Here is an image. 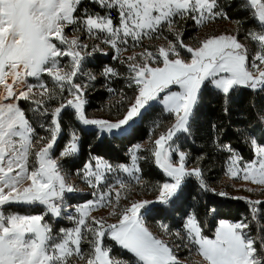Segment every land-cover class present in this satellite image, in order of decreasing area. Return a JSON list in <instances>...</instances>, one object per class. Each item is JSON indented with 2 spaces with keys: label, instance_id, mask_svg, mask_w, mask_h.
Here are the masks:
<instances>
[{
  "label": "snow or ice",
  "instance_id": "snow-or-ice-1",
  "mask_svg": "<svg viewBox=\"0 0 264 264\" xmlns=\"http://www.w3.org/2000/svg\"><path fill=\"white\" fill-rule=\"evenodd\" d=\"M240 7L256 22L243 42L238 30L208 36L193 47L182 39L183 26L228 19L219 0H0V264H186L181 249L198 256L199 264H264V201L232 197L249 205L251 218L220 221L213 238L205 235L195 211L175 232L161 223L157 235L144 222L151 205L174 206L189 179L215 193L199 163L204 157L189 167L190 153L182 147L192 136L201 94L211 88L227 102L240 89L264 92V0H241ZM145 40L164 43L150 49ZM102 46L126 73L106 65L100 75L108 84L123 77L136 93L115 121L86 115L87 92L97 79L87 65L96 53L108 55ZM107 91L116 94L111 86ZM154 103L163 106L170 126L158 136L154 128L147 148L131 147L130 163L113 165L101 157L84 162L75 176L94 199L70 203L82 189L63 162L78 155L80 136L70 126V140L56 155L63 114L71 110L80 124L115 138ZM244 140L250 160L221 145L218 134L213 143L229 154L230 179L259 185L264 193V144L251 133ZM142 152L150 153L168 179L156 187L155 200L129 201L133 184L143 183L140 161L148 157ZM122 196L128 201L123 207ZM38 207L39 214L20 211ZM100 208H109L115 222L93 215ZM61 220L71 226L57 230L54 224Z\"/></svg>",
  "mask_w": 264,
  "mask_h": 264
},
{
  "label": "trees",
  "instance_id": "trees-1",
  "mask_svg": "<svg viewBox=\"0 0 264 264\" xmlns=\"http://www.w3.org/2000/svg\"><path fill=\"white\" fill-rule=\"evenodd\" d=\"M219 3L227 12V20L234 23L241 31L255 27L256 22L250 19L247 11L240 7L241 0H219ZM237 21L239 23H236ZM106 65H111L108 58L95 56L87 66L102 68ZM110 86L116 90V93H122L123 99L126 100L124 104L136 94L134 88L127 87L123 77L115 79ZM89 99L92 101L87 103L86 110L101 109L106 106L109 94L106 91H96L90 95ZM90 104L92 108L89 107ZM261 115H264V92L253 93L247 89H240L231 94L226 102L222 95L213 90H205L201 94L193 117L192 136L182 140L183 150L190 153L188 166H194L197 157L203 156L204 159L199 163L203 167L208 186L222 178L229 154L219 150L213 143L217 134L221 145H230L244 160H250L252 152L249 143L244 140V134L251 133L258 142L264 144V124L260 123ZM67 120L77 129L80 136L79 153L76 161L71 165L72 169L76 170L92 157H101L112 164L127 163V152L131 147L146 141L157 124L160 126L161 122L172 121L161 108L153 106L144 113L138 123L131 126L127 134L115 138L106 135L99 138L96 130L82 127L72 116L71 110L63 114V131L65 128L70 131ZM213 125L216 126L215 131L212 128ZM63 139L64 136L58 140L57 146ZM143 177L156 179L160 183L164 182L163 174L155 166L147 169ZM38 210H40L39 207L35 212L29 210V214H38ZM192 211H195L199 217L204 226V233L208 237H212L219 220L236 222L245 217L251 218L249 205L244 200L230 199L211 191L205 192L193 178L186 181L180 198L176 200L174 206L164 209L163 206L155 205L153 211L146 215V222H163L179 229L183 219ZM124 255L131 259L126 253Z\"/></svg>",
  "mask_w": 264,
  "mask_h": 264
},
{
  "label": "rangeland",
  "instance_id": "rangeland-1",
  "mask_svg": "<svg viewBox=\"0 0 264 264\" xmlns=\"http://www.w3.org/2000/svg\"><path fill=\"white\" fill-rule=\"evenodd\" d=\"M238 30H239V39L243 42L247 31H245V30L241 31L240 28H238L234 23L230 22L227 19L218 18L215 22H208L203 27H197L193 22L189 21L182 28V39L186 44H189V45L195 47V46L199 45V43L202 39H204L208 36L219 35L221 33H227V34H233L234 35L237 33ZM143 43L146 47H149L150 49H154L155 47L164 43V41L163 40H155V41L150 42L148 40H145ZM102 47L105 48V51H108V55L105 56L101 53H96L95 56L96 57L104 56V57L108 58L110 60V63H111L110 66L117 68V70L120 71L121 73H126V68L111 58L114 53L112 51H110L107 46H102ZM140 50L141 49H139V48L136 49V51H140ZM130 54H131V52H125V53H123V56H127ZM87 67L97 77V79L92 82L93 86L90 87L88 92H87V100L90 97V95L94 94L96 91H106L109 94V99H108V102H107L105 107H103L101 109H96V110L95 109L86 110V115L89 118L107 119V120H111V121H115L119 118H122V116H123L124 112L126 111L129 103L134 101L135 96L131 100H129L126 104H124L126 100L125 99L121 100V97L119 96V95H121L120 93L119 94L116 93L115 95H113L107 91V86H110V84H108V82L105 81L104 77L100 75V73L102 72L104 67H102V68H93L90 66H87ZM95 82H97L96 85H95ZM208 90L212 91L211 88H209ZM89 101H92V100L89 99L88 102ZM118 101H119V103H118ZM21 103H23V102H21ZM87 106L88 105L86 104L85 107L87 108ZM153 106H157V107L161 108L163 111L162 105H160L158 103H154ZM89 107L92 108L93 107L92 104H90ZM157 117H159V116H157ZM139 120H140V118L136 119L135 123H138ZM162 121H164V120H162ZM66 123L68 125H70L71 128H75V127H73L71 122H69L68 120L66 121ZM135 123L131 124V126L134 125ZM171 123H172V121L170 123L161 122V125L159 127L155 126L156 135L158 136L160 134V132L165 131L170 126ZM80 125L82 127H84L85 129L96 130L99 138H101L104 135L110 136L108 134H103V135L99 134L98 129H96L95 126H84L82 124H80ZM131 126L127 128V131L123 135L127 134L130 131ZM75 130L77 131L76 128H75ZM66 131L68 133H66ZM62 136H64L63 141L61 142V144L59 146L56 145V155H59V152L69 142L70 131L67 130V128H65ZM148 141H149V138L140 144L144 145L145 148H147L148 147ZM128 152H129V150H128ZM128 152H127V157H128L127 163H130V158L128 156ZM141 155L148 157V159L140 161L141 179H142L143 183H142V185L133 184L131 191L127 193L129 201L142 200V199L155 200L156 195H157V192L155 191V189L159 184H161L156 179L151 180L147 177H145V178L143 177V174L147 169H149L152 166L156 167V165L154 163V159L151 158L150 153L142 152ZM92 158H90V159H92ZM75 161H76V157L71 158V159H66L63 162L65 171H67L69 174L72 175V181L75 182L77 184V186L82 189V191L75 194V197L70 201V203L83 204L89 200L94 199V197L91 194V189H89L88 186L81 179H79L77 176H75L76 169H72V167H71L72 163H74ZM93 163H94V161H93ZM113 165H116V164H113ZM189 167H192V166H189ZM227 167H228V163L226 164L225 172H224V175L222 176L221 179H219L216 182H212L209 184L210 188L215 189V193H219V192L223 191V192L227 193V195H225L223 197H227L230 199H232V197H247L248 199H251V200L264 201V193H262L260 191L259 185H253V184H251L249 182H245L239 178L230 179L229 176L227 175ZM160 172L162 173V171H160ZM121 175H122V178L127 179L126 176H123V174H121ZM163 176H164V174H163ZM167 179L168 178L164 176V182ZM113 183H114V181H113ZM248 187H252V188H255L257 190L255 192H248L246 190V188H248ZM114 195H115V193H113V196ZM126 203H128V201H125L123 199V196H122L121 201H120L121 207H123ZM154 206H155V204L151 205L150 207L153 209ZM20 211H21V214H29V210H23L22 209ZM38 211L40 213V211H42V209H40ZM109 211H110L109 208H100L99 210L93 212V215H96L98 217L104 216L106 219H108L109 222H115V220H116L115 217H109L108 216ZM146 215L147 214L144 215L145 225L154 234L160 235L161 234V228L159 225L163 222H154L153 221V222L147 223L146 222ZM183 221H184V219H183ZM220 221L221 220L217 221L215 228L218 226ZM224 222H228V221H224ZM228 223H231V222H228ZM163 224L167 225L169 228V231H171V232H175L176 230H178V228H174L173 226H170V225L165 224V223H163ZM70 226H71L70 223L66 220H61L58 223L54 224V227L57 230L60 227H70ZM215 228L213 230L212 237H209V238H213ZM112 243L113 242L108 241V244H112ZM127 255L131 257L130 254H127ZM178 255L182 260L186 261V264H199V257L196 256L194 253H189L187 249H181L178 252ZM131 259H134V258L131 257Z\"/></svg>",
  "mask_w": 264,
  "mask_h": 264
},
{
  "label": "built area",
  "instance_id": "built-area-1",
  "mask_svg": "<svg viewBox=\"0 0 264 264\" xmlns=\"http://www.w3.org/2000/svg\"><path fill=\"white\" fill-rule=\"evenodd\" d=\"M157 207H161V205H159V204H155Z\"/></svg>",
  "mask_w": 264,
  "mask_h": 264
}]
</instances>
